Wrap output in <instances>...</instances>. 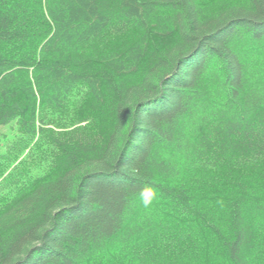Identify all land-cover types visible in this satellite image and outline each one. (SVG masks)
<instances>
[{
	"label": "trees",
	"instance_id": "obj_1",
	"mask_svg": "<svg viewBox=\"0 0 264 264\" xmlns=\"http://www.w3.org/2000/svg\"><path fill=\"white\" fill-rule=\"evenodd\" d=\"M0 264H264V0H0Z\"/></svg>",
	"mask_w": 264,
	"mask_h": 264
},
{
	"label": "clouds",
	"instance_id": "obj_2",
	"mask_svg": "<svg viewBox=\"0 0 264 264\" xmlns=\"http://www.w3.org/2000/svg\"><path fill=\"white\" fill-rule=\"evenodd\" d=\"M144 203H145V206H147V204H148V201H147V200H145V201H144Z\"/></svg>",
	"mask_w": 264,
	"mask_h": 264
}]
</instances>
